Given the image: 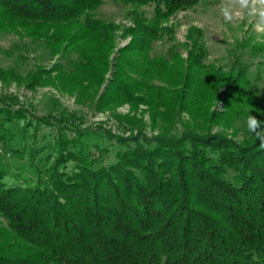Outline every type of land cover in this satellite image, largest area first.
<instances>
[{
  "label": "trees",
  "instance_id": "trees-1",
  "mask_svg": "<svg viewBox=\"0 0 264 264\" xmlns=\"http://www.w3.org/2000/svg\"><path fill=\"white\" fill-rule=\"evenodd\" d=\"M108 1L131 8L135 24L126 32L133 43L120 53L148 55L159 24L200 0H0V27L75 29L70 46H110L116 28L96 15ZM77 48L76 68L84 67L89 58ZM123 74L110 85L133 100ZM21 118L0 100V142ZM76 135L59 133L52 163L35 180L9 184L0 169V264H264L261 141L119 138L109 164L106 147H88L84 133Z\"/></svg>",
  "mask_w": 264,
  "mask_h": 264
},
{
  "label": "rangeland",
  "instance_id": "rangeland-1",
  "mask_svg": "<svg viewBox=\"0 0 264 264\" xmlns=\"http://www.w3.org/2000/svg\"><path fill=\"white\" fill-rule=\"evenodd\" d=\"M228 3L200 0L175 12L159 24L162 33L148 55L120 53L133 43L126 32L135 24L127 16L131 8L112 1L96 11L116 28L110 46H70L75 29L62 35L42 25L0 27V100L23 114L0 142L7 183L35 180L37 169L52 163L64 130L70 138L84 133L88 147H106L109 164L116 162L119 138L178 141L194 134L259 142L246 120L264 121V31L246 15L225 21L220 9ZM142 10L152 17L151 8ZM77 47L89 58L80 68ZM118 71L133 100L110 85Z\"/></svg>",
  "mask_w": 264,
  "mask_h": 264
},
{
  "label": "clouds",
  "instance_id": "clouds-1",
  "mask_svg": "<svg viewBox=\"0 0 264 264\" xmlns=\"http://www.w3.org/2000/svg\"><path fill=\"white\" fill-rule=\"evenodd\" d=\"M221 14L225 21H231L233 16H247L256 21L257 31H264V0H229L228 4L221 6ZM264 121L254 116L247 117L246 127L249 132L255 133L264 148ZM259 129V130H258Z\"/></svg>",
  "mask_w": 264,
  "mask_h": 264
}]
</instances>
